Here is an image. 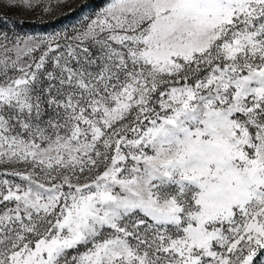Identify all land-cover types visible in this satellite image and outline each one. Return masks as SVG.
<instances>
[{"label":"snow or ice","instance_id":"snow-or-ice-1","mask_svg":"<svg viewBox=\"0 0 264 264\" xmlns=\"http://www.w3.org/2000/svg\"><path fill=\"white\" fill-rule=\"evenodd\" d=\"M0 264H264V0L0 28Z\"/></svg>","mask_w":264,"mask_h":264},{"label":"rangeland","instance_id":"rangeland-1","mask_svg":"<svg viewBox=\"0 0 264 264\" xmlns=\"http://www.w3.org/2000/svg\"><path fill=\"white\" fill-rule=\"evenodd\" d=\"M103 4L95 3L94 0H69V7H64L55 18L44 17L38 19L32 13H26L19 9H0V16L9 17L7 24L0 20V28L11 29L13 32L19 33H37L51 34L52 32L62 29H68L73 25L80 23L81 18L85 15H90L95 9ZM79 5H83L78 7ZM70 8H75V11H70ZM23 20L24 23L18 21ZM30 23V24H26Z\"/></svg>","mask_w":264,"mask_h":264},{"label":"trees","instance_id":"trees-1","mask_svg":"<svg viewBox=\"0 0 264 264\" xmlns=\"http://www.w3.org/2000/svg\"><path fill=\"white\" fill-rule=\"evenodd\" d=\"M94 1H95V3H98V4H100L102 2V0H94ZM26 24H30V23H26Z\"/></svg>","mask_w":264,"mask_h":264}]
</instances>
